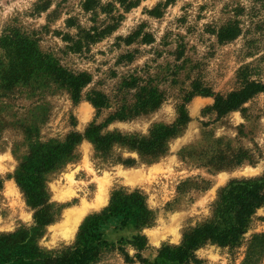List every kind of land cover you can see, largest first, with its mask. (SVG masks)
Segmentation results:
<instances>
[{"label": "rangeland", "instance_id": "374dc122", "mask_svg": "<svg viewBox=\"0 0 264 264\" xmlns=\"http://www.w3.org/2000/svg\"><path fill=\"white\" fill-rule=\"evenodd\" d=\"M84 1L0 0V63L15 44L25 60H35L7 82L13 87H0V233L34 223L15 181L19 164L33 146L61 144L71 132L80 136L71 155L45 174L58 212L36 240L42 251L57 254L73 245L81 227L95 224L99 238L115 244L101 246L98 264H142L124 261L120 238L144 235L142 255L152 261L157 249L179 246L197 226L228 230L234 200L227 197L217 219L219 194L231 181L264 178V93L219 119L211 106L214 94L238 89L243 78L264 83V0H138L127 10L122 4L129 0H101L115 4L116 28L74 52L65 37L77 28L66 21L88 28L105 19L85 12ZM232 31L233 39H220ZM73 72L89 79L77 102L64 81ZM94 92L105 95V106H93ZM172 126L173 133L164 132ZM244 167L252 171L235 174ZM221 174L227 176L217 183ZM134 191L145 202L148 225L127 216L123 226L125 212L102 214L113 193ZM73 207L84 211L69 231L64 214ZM195 255L198 261L188 264H264V203L236 241H207Z\"/></svg>", "mask_w": 264, "mask_h": 264}, {"label": "trees", "instance_id": "16d2710c", "mask_svg": "<svg viewBox=\"0 0 264 264\" xmlns=\"http://www.w3.org/2000/svg\"><path fill=\"white\" fill-rule=\"evenodd\" d=\"M136 1L138 0H129L126 4H122V7L127 10ZM173 1L165 0L164 4ZM82 7L85 12H93L94 16H97L99 12L104 13L105 19L100 23L94 20V23L88 28L75 24L73 18L66 21L67 26H76L77 28V33L74 36L65 37L74 52L80 51L83 45L95 43L110 34L116 28V21L120 17L114 13L115 4L113 2L102 3L101 0H85ZM236 35L237 33L232 31L226 38L220 39H233ZM132 40V36H128L124 41L130 43ZM10 46L5 54L8 62L6 64L0 63V87H5L2 89L13 87L7 82L17 81L27 72L26 67L34 66L33 62L35 61L23 58V46H19V44ZM88 80L85 72L67 74L64 80L65 85L75 102L80 99V89ZM201 92L206 95L211 94L208 90H201ZM259 93H264V83L243 78L238 89L229 91L224 95L214 94L211 109L219 119L228 112L237 110ZM89 100L97 109L106 104V97L102 93L94 92ZM113 119L114 116H111L108 121ZM179 120L185 122L188 117L182 112ZM175 128L176 126H172L165 129L164 132L173 133ZM79 140L80 136L71 132L61 144L33 146L27 157L19 164L15 173V181L24 194L27 204L33 210L34 223L26 229L0 233V264H98L101 259L100 255L103 253L101 246L105 245L111 250L115 249V244H109L106 240L99 238L95 224L81 227L73 245L66 247L57 254L53 251H42L36 243L37 238L43 234L44 227L55 220L58 212L57 206L50 201L45 190V174L58 169L71 155V150ZM228 196L233 198L235 209L232 218L233 224L228 230L221 229L216 223L197 226L184 236L183 242L179 246L163 245L157 249V255L152 261L142 255V251L146 249L147 245L144 235L135 234L131 239L120 238L118 241L119 249L124 261L142 264H163V262L188 264L198 261L195 250L207 241L218 246H225L236 241L245 230L247 218L258 205L264 203V178L231 181L219 194L214 204L215 218L220 219L222 217L221 213ZM144 204L145 202L137 191L130 194L115 192L111 196L109 206L102 214L109 217L125 212L124 220L121 222L123 226L126 224L127 216H133L139 221L140 226H145L150 223V216H148ZM134 208L137 212L134 211ZM123 243L132 246L135 253L129 255L123 249L121 245Z\"/></svg>", "mask_w": 264, "mask_h": 264}, {"label": "bare ground", "instance_id": "6f19581e", "mask_svg": "<svg viewBox=\"0 0 264 264\" xmlns=\"http://www.w3.org/2000/svg\"><path fill=\"white\" fill-rule=\"evenodd\" d=\"M252 170L251 168H242L241 170L239 169V171H237L235 174H248L250 173ZM227 176V174H221L217 177V183H221L224 178ZM98 190V189H97ZM105 190V189H104ZM105 193V192H104ZM102 194V189L99 190V194L97 195L98 196V201L101 202L102 201V198L103 196L101 195ZM97 201V200H96ZM98 205V204H97ZM74 208V207H73ZM88 210V209H87ZM86 210V211H87ZM84 211V207H80V208H74V209H71L69 211H65V218H66V222L68 224V230L70 231L71 228L74 227V225L76 224V222L79 220V218L82 216V213Z\"/></svg>", "mask_w": 264, "mask_h": 264}]
</instances>
